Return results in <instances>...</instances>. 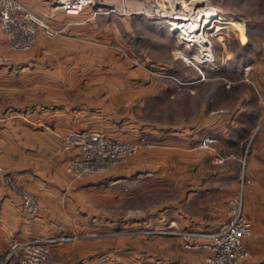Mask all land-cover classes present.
Wrapping results in <instances>:
<instances>
[{
  "label": "crops",
  "instance_id": "1",
  "mask_svg": "<svg viewBox=\"0 0 264 264\" xmlns=\"http://www.w3.org/2000/svg\"><path fill=\"white\" fill-rule=\"evenodd\" d=\"M21 1L34 3L41 16L55 2ZM115 1L122 0H98V5ZM84 14L56 11L49 22L55 26L71 22L68 29L60 36L39 34L28 52L10 50L0 30V261L13 236L75 230L95 234L52 246L45 264H206L207 250L184 249L176 236L101 233L158 226L172 218L183 227L217 229L232 215L229 199L237 194L244 170L249 181L243 207L257 237L245 239L250 254L235 264H264V55L243 65L248 83L232 86L237 91L232 111L211 109L206 96L215 92L207 88L191 120L150 121L142 118L154 93L150 86L156 89L155 83L157 90L166 86L152 79L146 88L136 86V78L148 76L140 67L122 66V76L114 78L106 63L111 59L109 44L129 45L115 22L125 16L100 14L76 24ZM134 16L122 20L121 27L130 35L137 28ZM245 26L238 30L243 45ZM137 52L149 58L146 50ZM84 59L99 61V66L82 68L79 63ZM66 60H74L78 67L67 68ZM78 76L104 79L83 83ZM188 90L191 96L195 92L192 87ZM93 128L119 139L143 136L148 144L104 173L71 178L65 165L80 149L65 148L59 136ZM208 132L217 133L218 144L198 148L197 141ZM216 151L224 157L220 162L213 159ZM5 174L36 194L41 206L37 211L23 206L17 191L5 182ZM156 188L169 193L145 195ZM142 197L147 199L145 207L140 205ZM134 206L143 212L131 213Z\"/></svg>",
  "mask_w": 264,
  "mask_h": 264
},
{
  "label": "rangeland",
  "instance_id": "2",
  "mask_svg": "<svg viewBox=\"0 0 264 264\" xmlns=\"http://www.w3.org/2000/svg\"><path fill=\"white\" fill-rule=\"evenodd\" d=\"M16 1L19 3L20 10L24 11L26 13L25 15L33 23V26L35 27V37L26 48H16L11 45L10 34L3 30L0 20V30L7 37V46L10 50L15 52L30 51L37 42V37L39 34L47 35L50 37L63 35L69 27L68 24H70L71 22H67L66 25H61V26H55L51 24L49 22V18L52 17L56 11H62L64 13L71 15H78L85 11L84 17L77 20L76 24L87 23L88 21L92 20V18L100 14H110L113 15V17L125 16L124 17L125 19H116L115 22L122 30L123 35L127 37L128 41H130L128 42V44L131 45L124 46L119 43H116L115 41L109 44L111 48L110 50L111 52H109L111 59L110 60L106 59V63L109 62L108 66L111 68L114 78L115 77L117 78L118 76H122L123 73L119 71V68L122 66L126 67L128 70L132 67L133 68L140 67L148 71L147 72L148 76H144V77L139 76V78H136L133 81V83L136 86L140 87L143 85L144 88H146V86L149 83V80L151 79L160 81L161 84L163 83L166 86L164 90H157V86L155 83L153 87L155 86L156 89L150 86L151 89H154V93L153 95L148 97V100L146 102L147 105L144 107V111L142 113L143 119H148L150 121H156L159 123L179 121L182 119L191 120L194 117V113L198 107V102L201 99L200 95L204 96L205 91H208L207 88L209 90L212 89L215 92V93L211 92L209 96H206L209 98L211 109L218 106V107H224L228 109V111L229 110L232 111L233 107L231 104L234 101L235 93H237L235 89L237 87L241 88L242 86H244V84H242L243 82L248 83L247 78L249 77V75L247 73H243V65L247 66L249 63H252L254 59L259 60L258 58L259 55L261 56L264 55V0H198V4L192 3L193 1L196 0H130V1L122 0L119 2L117 1L109 2L102 6L98 5V0H94L92 4L83 7V9L76 14L68 13L60 7H56L59 0H55V2L53 1L51 5L50 11L45 13L44 16H41L36 13L39 7H37L34 3H25L21 0H16ZM204 7L208 9L218 10L220 16L217 17L215 13L214 15L211 16L212 21H219L215 24V26L209 33L210 39L211 36H213L210 48L214 57V61L204 62L206 66H202L201 68L202 71L204 72V77H202L198 69L196 68V65H198L196 61H193V63H195L193 64L188 62L183 57L184 56L183 53L184 54H199V53L196 51L194 47L190 46V44L188 45L186 41L181 39L176 34V32L171 31L169 29L168 25L165 22V19L168 17H164L163 15L172 14L173 10H178L186 14H190V15L192 14L193 16L197 14L200 11V9ZM109 8H113V10L109 12H105L106 9ZM133 15H135L134 17L137 28L134 29L133 31L134 34L130 35V33L124 31V29L121 26H123L122 20H126V21L134 20L131 19L133 18ZM211 19H207V20H211ZM150 21L152 22L149 24ZM243 23L246 25L243 34L245 37L243 41H246V43L244 42L245 43L244 45L240 42L239 40L240 35L238 33V30L242 29ZM220 34L222 35V37L221 38L217 37V35ZM140 48L147 51L146 55L149 58L145 59L144 56H142L137 52ZM73 61L74 60L64 61L66 62V67L67 68H70L71 66L78 67ZM79 64H81L82 68L84 67L95 68L99 66V61L84 59L81 60ZM215 65L217 67H215ZM211 66L215 68H211ZM117 71H119V73ZM66 78L68 81L69 79L70 81L72 79L70 76H67ZM100 78L104 79L99 76L98 77L78 76V79L79 80L82 79L83 83L86 80H91L93 82H96V80ZM233 85H235V87L237 86L234 89V91L232 90ZM190 87L195 89V92L194 94H192V96L188 95V91H189L188 89ZM251 87L253 88V86ZM253 91L254 88L252 89V92ZM252 95L254 96L255 93L253 92ZM88 132H100V133L102 132L106 136H108L101 129L93 128V129H86L80 131L75 130L60 135L59 142H61L65 148H68L72 145L77 146L81 152L82 148L77 142L76 143L68 142L67 140L70 141L69 138L76 133L85 134ZM207 134L214 135L217 139L216 142L208 148H215L216 145L218 144L219 138L217 133L208 132L203 134L200 137V139L197 141L196 146L198 148L208 149V148H201L198 146L202 137H204ZM141 137L143 136H140V138ZM140 138L139 140L123 139L127 141L136 142L138 146L135 152L128 154L123 161L118 162L112 167L118 164L125 163L130 156H132L137 152L138 149L148 144L145 137H143L142 140H140ZM247 146L249 145L247 144L246 147ZM215 153H217V151ZM69 160L65 165V173L71 178H78L71 176L68 173L67 165L69 163ZM242 168L244 169V163L241 166V170ZM108 170L99 172L93 176L104 173ZM2 171L3 169L2 167H0V172ZM242 173H244L245 179L249 180L244 170L241 171L240 177ZM93 176H85L82 178L93 177ZM247 183H245V185ZM8 184L17 191L20 198H21V193H20L21 189H19L18 187L22 188L32 196L34 203L36 205L34 210L29 209L27 206H25L21 198L23 206L26 209L34 212L41 207L40 204H38L36 194L33 191H29L25 189L21 185V183L17 181V179L14 178V181H12L11 183L9 182ZM244 188L245 186L243 187L242 190V198H243ZM240 191L241 189H240V180H239V189L237 194L235 195H238ZM164 193L168 194L169 190L156 188L153 189L152 191L147 190L145 192V195L147 196H151L153 194L162 195ZM146 200L147 199L143 197L139 199L140 203H142L140 205H143V202H146ZM143 206L145 207L146 203ZM42 208L46 209L45 206H42ZM131 208H132L130 209L131 213L141 214L143 212L142 211L143 209H141L142 207L139 208V206H134ZM136 228H140V227H134L133 229ZM121 230L122 229L115 228L108 232H102L101 235H105V236L126 235V234H120L119 231ZM77 233L80 235L77 239H80L81 237L84 236H92L93 234H95V232H90L88 234L79 231H77ZM255 233L256 235L251 236V238L257 237L256 230ZM148 236H152V235H148ZM13 237L18 238L17 236H13ZM48 258L49 256L47 257V259Z\"/></svg>",
  "mask_w": 264,
  "mask_h": 264
},
{
  "label": "built area",
  "instance_id": "3",
  "mask_svg": "<svg viewBox=\"0 0 264 264\" xmlns=\"http://www.w3.org/2000/svg\"><path fill=\"white\" fill-rule=\"evenodd\" d=\"M94 0H59L56 7H60L68 13H79L83 7L92 4ZM106 9L105 12L112 11ZM186 14L173 10L172 14H164L166 24L171 31L194 47L199 54H184L183 57L190 63L196 61L200 75L204 77L202 66L204 62H213L211 43L200 38L201 30L195 27L200 23L197 20L199 14ZM20 10L16 0H0V20L3 30L10 34L11 45L16 48H26L35 37V27L31 20ZM204 17L201 18V21ZM216 36V35H214ZM211 36V41H212ZM195 64V63H193ZM202 64V65H201ZM213 64V63H211ZM215 67H217L215 65ZM211 66V68H215ZM68 142H77L82 151L72 156L67 165V171L71 176L82 178L93 176L99 172L108 170L118 162L123 161L128 154L135 152L138 144L133 141L111 138L100 132L76 133ZM143 137L140 138L142 140ZM216 137L207 134L200 140L198 146L208 148L216 142ZM224 159L219 153H215L214 160L220 162ZM6 182L14 181V176L5 174ZM249 180L244 173L240 177V189L238 195L230 199L232 215L230 219L219 228L194 229L181 226L174 218L168 222L152 227H140L136 229H122L120 234L143 235H171L181 239L184 249H204L208 251L206 264H235L238 259L247 257L250 250L245 239L255 236V229L251 220L243 210L242 190ZM21 189V198L25 206L34 210L36 205L32 196ZM114 233V232H113ZM80 235L77 231L55 232L43 236L11 237L7 244V252L0 264H45L54 245H62L77 239Z\"/></svg>",
  "mask_w": 264,
  "mask_h": 264
},
{
  "label": "bare ground",
  "instance_id": "4",
  "mask_svg": "<svg viewBox=\"0 0 264 264\" xmlns=\"http://www.w3.org/2000/svg\"><path fill=\"white\" fill-rule=\"evenodd\" d=\"M193 4H198V0L193 1ZM200 14L197 18L198 21H200V23L196 24L195 27L201 30V35L200 38L202 37V40L206 41L207 43H211V39L209 37V33L210 31L213 29V27L215 26V24L219 21H212V15H214V13L216 14L217 17H219V11L216 9H208L206 7L200 9ZM203 18V20L201 21V18ZM207 19H211V20H207Z\"/></svg>",
  "mask_w": 264,
  "mask_h": 264
}]
</instances>
